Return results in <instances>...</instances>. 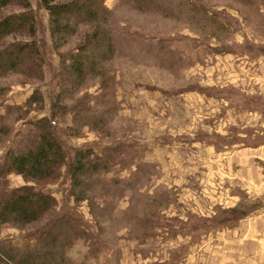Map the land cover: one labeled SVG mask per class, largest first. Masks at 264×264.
<instances>
[{
	"label": "rangeland",
	"instance_id": "obj_1",
	"mask_svg": "<svg viewBox=\"0 0 264 264\" xmlns=\"http://www.w3.org/2000/svg\"><path fill=\"white\" fill-rule=\"evenodd\" d=\"M28 1L37 45L45 47L43 78H0V164L8 151L30 145V122L50 118L49 94L60 89L72 91L63 100L68 109L76 101L85 107L84 117L68 113L54 119L66 147L99 155L104 146H120L116 162L90 179L99 181L95 191L86 192L95 196L91 203L78 201L84 187L71 188L64 168L55 179L36 184L20 174L6 176L11 188L36 185L50 194L52 214L73 212L89 232L98 229L101 241L91 246L75 240L63 264H264V252L249 240V232L264 224V174L256 183L253 175L241 181L235 154L264 144V126L253 124L259 113L264 119V103L257 112L243 97L264 99V85L249 78V66L238 59L264 56V0H158L147 10L133 0H103L115 54L75 90L59 87L54 73L59 56L82 34L53 51L48 12L39 0ZM222 45L228 50L218 52ZM35 91L41 109L29 102ZM237 206L248 213L219 226L206 224ZM49 217L1 225L0 247H13L12 253L37 248V228Z\"/></svg>",
	"mask_w": 264,
	"mask_h": 264
},
{
	"label": "trees",
	"instance_id": "obj_2",
	"mask_svg": "<svg viewBox=\"0 0 264 264\" xmlns=\"http://www.w3.org/2000/svg\"><path fill=\"white\" fill-rule=\"evenodd\" d=\"M133 2L138 9L147 10L156 8L158 0ZM39 5L48 12V31L53 51H59L71 38L82 34L78 44L65 56L58 55L60 67L54 73L59 87L69 85L75 90L82 85L87 76L99 74L104 63L114 57L112 37L107 26H104L110 13L103 0H39ZM10 7H17V10L1 15ZM35 18L28 0H0V78L17 73L28 79L42 80L41 65L44 62L45 47L44 44L37 45L39 41L36 38ZM23 35L28 39H15ZM8 38L14 39L13 42H7ZM217 49L218 52L222 49L228 50L225 45ZM33 94L35 96L33 95L29 102L36 101L35 106L41 109L40 93L35 91ZM68 95L72 97V91L67 92L65 89H60L53 95L49 94L50 118L42 117L30 122L31 136L28 139L31 140L30 145L17 153L8 151L4 162L0 164V226L8 223L27 225L50 215L37 228L40 235L37 248H26L21 251L17 249L12 253V250H15L13 247L6 248V251L0 247V264H63L66 261L64 252L72 247L75 240H82L91 246H94L93 242L95 243L97 239L101 241L98 229L94 234L89 232L82 226L85 220L78 218L73 212L52 214L54 198L36 185L25 184L11 188L6 181L9 173L20 174L27 181L31 180L34 183L53 180L60 174V168H64L71 188L84 187L79 191L78 201L89 200L90 203L91 200L95 201V196L90 198L86 192L92 187L95 191L99 181L90 179L108 170L116 162L120 146L117 144L104 146L99 155L91 148L66 147L60 139L54 119L68 113H72L76 119L84 117L80 114L85 112V107L80 101H76L74 107L68 109L63 102ZM256 100L264 103L261 97ZM259 143H264V140ZM97 212L104 213L100 210ZM227 212H231L232 215H224ZM247 213V210H242L238 206L232 207L221 217L206 224L219 226L232 221L233 218H241ZM93 217L98 222V217L94 213ZM99 227L102 230L100 224ZM61 235H64V242L59 241ZM89 251L94 253L91 249Z\"/></svg>",
	"mask_w": 264,
	"mask_h": 264
},
{
	"label": "crops",
	"instance_id": "obj_3",
	"mask_svg": "<svg viewBox=\"0 0 264 264\" xmlns=\"http://www.w3.org/2000/svg\"><path fill=\"white\" fill-rule=\"evenodd\" d=\"M241 57L243 60L240 59ZM238 59H240L241 63L245 62L249 66L245 67L249 70V73L251 74L249 78H254L256 83L258 82L260 85H264V56L260 55L259 57H249L247 55H240ZM243 97L252 100L251 104L254 106V111L261 112V101L256 100L257 98H259L258 96L244 95ZM259 114L260 116L256 115L257 119L254 121L253 124L264 126V119L261 117V113ZM235 154L238 156L237 163L239 169L236 174L237 178H240L241 181H244L246 180V177L248 175H253V178L250 177L252 179V182H258V175L264 174V144L254 149L242 148V150L237 151ZM249 235V240L254 242V244L258 243L259 250L261 252H264V224L261 227V231L255 230L254 233L249 232Z\"/></svg>",
	"mask_w": 264,
	"mask_h": 264
}]
</instances>
